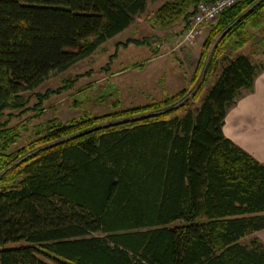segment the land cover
<instances>
[{
    "label": "trees",
    "instance_id": "obj_1",
    "mask_svg": "<svg viewBox=\"0 0 264 264\" xmlns=\"http://www.w3.org/2000/svg\"><path fill=\"white\" fill-rule=\"evenodd\" d=\"M197 1L162 0L151 25H187ZM144 4L0 0V109L90 54ZM208 24L190 97L182 86L121 108L113 99L102 113L46 121L22 145L0 122V264H264L258 237L241 240L264 227V163L221 129L263 65L235 51L264 27V0H237ZM128 42L144 43L115 44Z\"/></svg>",
    "mask_w": 264,
    "mask_h": 264
},
{
    "label": "rangeland",
    "instance_id": "obj_2",
    "mask_svg": "<svg viewBox=\"0 0 264 264\" xmlns=\"http://www.w3.org/2000/svg\"><path fill=\"white\" fill-rule=\"evenodd\" d=\"M161 1L146 0L143 10L134 15L125 28L106 38L90 54L62 71L50 73L37 86L21 92L16 98L8 99L0 109V122L13 127L18 134L12 144L22 145L35 135L38 126L52 118L66 121L79 117L83 111L92 114L105 112L111 109L113 99H117V105L113 107L121 108L141 103L149 97L172 93L182 86L184 96L190 97L202 78L208 57V47L203 56L200 52L209 24H201L191 38L184 35L187 25L182 19L166 26H152V12ZM250 32V38L239 50L255 60L264 61V53L260 52L264 49V42L256 44V39L264 36V27ZM127 36L142 37L144 43L115 44ZM254 48L257 51L251 54ZM214 77L215 72L205 88ZM205 88L189 106L199 101ZM44 92L47 95L39 100L38 96ZM253 235V232L249 233L241 240L246 241Z\"/></svg>",
    "mask_w": 264,
    "mask_h": 264
},
{
    "label": "crops",
    "instance_id": "obj_3",
    "mask_svg": "<svg viewBox=\"0 0 264 264\" xmlns=\"http://www.w3.org/2000/svg\"><path fill=\"white\" fill-rule=\"evenodd\" d=\"M238 50L235 52H241ZM262 63L253 77L252 88H241L234 103L227 108L221 129L225 136L264 163V61ZM253 234L264 244V227Z\"/></svg>",
    "mask_w": 264,
    "mask_h": 264
},
{
    "label": "built area",
    "instance_id": "obj_4",
    "mask_svg": "<svg viewBox=\"0 0 264 264\" xmlns=\"http://www.w3.org/2000/svg\"><path fill=\"white\" fill-rule=\"evenodd\" d=\"M236 1L237 0H198L189 17V22L184 33L185 37H193L199 31L201 24L212 22L224 7Z\"/></svg>",
    "mask_w": 264,
    "mask_h": 264
}]
</instances>
